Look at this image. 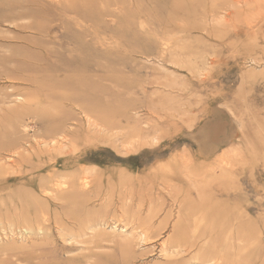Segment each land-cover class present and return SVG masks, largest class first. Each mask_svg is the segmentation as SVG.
I'll return each instance as SVG.
<instances>
[{
	"label": "rangeland",
	"instance_id": "1",
	"mask_svg": "<svg viewBox=\"0 0 264 264\" xmlns=\"http://www.w3.org/2000/svg\"><path fill=\"white\" fill-rule=\"evenodd\" d=\"M256 1L0 0V264H162L171 222L193 236L194 206L228 204V189L245 215L240 264H264ZM176 167L198 180L170 213L158 182ZM118 173L144 181L118 190ZM134 217L159 227L142 256L117 221Z\"/></svg>",
	"mask_w": 264,
	"mask_h": 264
},
{
	"label": "bare ground",
	"instance_id": "2",
	"mask_svg": "<svg viewBox=\"0 0 264 264\" xmlns=\"http://www.w3.org/2000/svg\"><path fill=\"white\" fill-rule=\"evenodd\" d=\"M220 1H221L220 7H222V9H225V10L227 9V7H230V6H232V7L237 6L238 7L239 6L238 3L240 2V0H220ZM245 1L246 0H244V4L246 3ZM257 1L262 2V0H257ZM211 3H212V5H210V8H215L216 7L215 0H212ZM247 3H246V5H250ZM244 4H243V6H244ZM252 5H254L253 2H252ZM243 8H245V7H243ZM255 8H256V6H255ZM231 12L232 11H230V13ZM228 14H229V12H228ZM221 15H220V17H222L224 20L225 17L221 16ZM233 15L235 17V14H233ZM258 15H260V14H258ZM235 20H236V17H235ZM249 20H250V18H249ZM250 21H252V20H250ZM235 22H237V21H235ZM226 23H227V21H226ZM224 26H225V23H224ZM212 27H213V25H212ZM196 39H197V37H196ZM197 41H198V39H197ZM193 43H194V41H193ZM201 43H202V41H201ZM211 51H213V50H211ZM212 56H211V59L213 58ZM208 74H209V72H208ZM216 122H218V121H216ZM234 128H235V126H234ZM209 141H210V139H209ZM188 154H189V152L187 153V155ZM221 156H223V154H221ZM230 157L231 156H229V158ZM234 158H235V155H234ZM179 160L182 162V159H179ZM220 160L218 159V162H220ZM183 162H184V160H183ZM227 162L229 164V161H227ZM161 164L162 163H160V165ZM212 164H213V161H212ZM176 165L177 164H175V166ZM182 165L184 166V163ZM169 168H167V169L169 170ZM186 169H187V167H186ZM181 170L178 167L174 168L173 173H171L170 172L171 170H170L169 173H171L172 175L169 177V180H163L162 179L163 182H161V183L158 182V184H161L162 186L165 187V188H163V190L166 189V193H164L163 190L158 187V190H159V192L162 193V196L166 197L167 199L170 200V203H171V206L169 208L170 213H173L176 210L175 209L176 206H177V208H179L181 210V208H182L181 201L191 196V193H192L191 186L193 185V183H195V181L198 180L197 178H194V176H195L194 175V176H190L188 179H185L184 181H182L181 179H182L183 175L189 174L190 171L189 170L186 171L184 167H183V171H181ZM184 170H185V172H184ZM211 170H213V169H211ZM87 174H88V172H85L83 175H85V177H88ZM165 175H167V173ZM219 177H220L219 175L216 176V179H218ZM138 181H139V183H142L144 181V179L139 177V176H130L129 174L118 173L117 174V180H114L113 184L117 185L118 190H120V189L125 190L129 187L130 184H132L133 182L136 183ZM94 182L91 181L89 184L86 179L84 181L80 180V184L84 188L85 187L91 188V187H93V185H97V188H100L105 184H108V185L111 184V183H109L108 179L107 180H101L100 179V180H98V182H96V183H94ZM197 186H193L194 188H196V191H195L196 197L199 196L198 192H200V189ZM228 190H229L228 195L232 194V196H234V197L237 196V192L232 193V191L230 189H228ZM130 194H132V193H130ZM163 194H166V195H163ZM120 195H122V194H120ZM214 195L217 196V194L215 192H214ZM214 195H210V196H212V198H214L215 197ZM131 196H133V195H131ZM234 197H231L233 199L228 204L226 203L225 199H222L221 197H219V200L216 199L215 201H220V203L214 204V208H210V209L209 208L207 209L206 207H202V208L200 207L199 208V207L194 206V210H196L195 220H199V226L200 227L198 226L194 230V234L192 233L193 236H190V233L185 234L184 232L178 230L179 228H177V226L180 227L181 223H182L180 219L177 220L174 224H173V222H171L172 223L171 225H173V227L170 228L171 233L167 236L166 240H163V241L161 240V242H156V244H158L159 256L163 259L162 264H240V262H241V249H240L241 245L239 242V240H241L240 222H241V218L245 217V215H244V213H242V214L239 213L240 204H238L237 199L235 200ZM130 199H133V197H130ZM83 206H85V205L83 204ZM125 211L127 212L126 209H125ZM141 213L142 212L140 211L138 213V215H141ZM176 213H178V212H176ZM108 214H109V212L105 213V215H108ZM112 216L116 217L114 212L112 213ZM121 216H123V214H121ZM113 217H112V219H113ZM125 217H126V215H125ZM207 217L209 218L208 219L209 221L206 220ZM113 220H115V219H113ZM117 221L122 222L123 223L122 227L124 228L123 231H129V234H130L129 236H127L128 239L125 241V243H124L125 245L122 243L124 247L126 246V248L129 247L130 249H135L134 252L136 250L140 251L141 252L140 256L145 254V253H142V251H145V250L149 251L150 250L149 245H152V244H149L148 242L153 237L158 235V228H159L158 223L156 225L153 223H147V222L145 223V221L140 220V218H138V217H134L133 221H131V223H128L127 221L125 222L124 218L119 219ZM162 224H163V222L160 224V226ZM162 226H165V223ZM189 229H191V228H189ZM59 234H62V233L60 232ZM191 251H193V253L189 255V253ZM136 257H139V256H133V258H136Z\"/></svg>",
	"mask_w": 264,
	"mask_h": 264
}]
</instances>
